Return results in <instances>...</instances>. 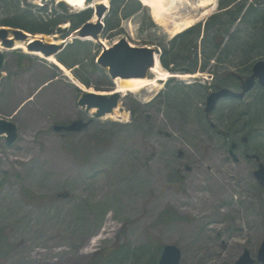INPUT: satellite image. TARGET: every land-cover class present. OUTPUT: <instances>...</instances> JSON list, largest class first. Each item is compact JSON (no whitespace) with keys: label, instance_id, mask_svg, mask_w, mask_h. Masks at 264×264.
<instances>
[{"label":"rangeland","instance_id":"obj_1","mask_svg":"<svg viewBox=\"0 0 264 264\" xmlns=\"http://www.w3.org/2000/svg\"><path fill=\"white\" fill-rule=\"evenodd\" d=\"M137 1L139 8L128 18L118 17L121 25L114 30L107 24L109 1L102 20L104 43L111 46L124 38L136 46L172 50L175 29L184 30L185 20L197 18L199 64L203 33H209L208 48L214 47L215 33L225 35L218 24L225 27L227 11L233 10L212 9L209 15L216 13L206 20L209 15L203 17L200 0H190V4L178 3L158 23L152 8ZM240 2L242 18L249 7L264 5V0ZM95 6L88 12L90 20ZM79 12L70 6L64 11L59 0H0V25L5 20L27 26L61 17L68 21ZM216 16L219 20L212 25ZM239 21L228 26L224 41L228 48L223 52V46L219 59L211 61L212 70L196 71L198 76L188 80L171 78L153 91L122 94V117L95 118L86 130L66 136L53 130L54 124L89 120L96 113L80 106L81 88L105 92L116 88L96 62L101 45L72 39V22L62 26L56 40L66 37L68 46L56 58H65L66 65L60 62L81 84L53 63L2 45L6 60L0 117L15 122L19 136L13 145L0 137V229L10 246L7 255L0 254V264H159L166 245L180 249V264H235L246 250L257 258L264 239V186L254 176V163L243 158L236 163L229 148L250 134L252 127L245 126L251 122L255 132L250 144L264 154V123L257 122L264 119V89H254L244 100L220 102L210 117L204 113L206 97L213 91L211 71L215 72L212 86L222 82L238 90L237 78L264 58L260 52L245 61L243 51L232 49L238 42L254 43L255 33L263 34L264 18L253 26ZM196 33L178 41L175 48L180 42L194 43ZM36 35L47 41L53 34ZM176 49L179 61L186 63L184 52ZM161 66L173 73L162 59ZM172 87L181 93H170ZM258 103L261 106L255 110ZM223 183L228 198L214 187ZM200 195L208 200L199 209ZM199 217L206 219L202 227L195 223ZM90 241L97 242L90 247Z\"/></svg>","mask_w":264,"mask_h":264},{"label":"water","instance_id":"obj_2","mask_svg":"<svg viewBox=\"0 0 264 264\" xmlns=\"http://www.w3.org/2000/svg\"><path fill=\"white\" fill-rule=\"evenodd\" d=\"M98 0H86L87 4L93 3ZM60 7L63 10H67V6L64 2L60 3ZM106 11L105 4H98L96 6V13L98 17L97 23L87 22L80 30L75 32L74 36L87 37L90 36L93 39L100 41V33L102 31V17ZM58 33H61L63 29L60 27ZM9 32L6 29L0 31V38L7 47H12L15 40L26 41L27 47L31 51H40L46 56L56 54L61 46L44 43L42 40L30 39V35L22 30H14V39L8 38ZM160 53V50L155 47H135L122 38L119 42L112 45L109 49L103 45V53L97 60V63L104 69L108 70L109 75L113 79H132V78H148L150 77V69L156 65V54ZM4 62V55L0 54V70ZM255 75L248 79L244 86V92L236 93L230 89L224 88L217 92L212 93L208 98L207 112H211L215 109L218 101L223 97H238L243 98L244 94L250 91L255 84V76H260L261 84L264 85V62H258L255 66ZM1 76V73H0ZM120 94L115 93L110 96L99 94L96 92L84 93L80 99V105L86 106L89 110L98 109L96 116L102 117L108 113H111L114 108L118 106ZM91 121L84 122L83 120H77L66 127H56V129H66L68 131L78 132L82 131L90 125ZM7 134V141L9 144L15 143L18 138L17 125L9 120L0 118V135ZM257 178L264 183V165L260 166V169L255 173ZM181 251L175 245H166L159 264H180ZM259 262L264 264V242L260 248L258 255ZM256 260L252 258L248 250L240 257L235 264H255Z\"/></svg>","mask_w":264,"mask_h":264},{"label":"trees","instance_id":"obj_3","mask_svg":"<svg viewBox=\"0 0 264 264\" xmlns=\"http://www.w3.org/2000/svg\"><path fill=\"white\" fill-rule=\"evenodd\" d=\"M134 1L137 3H135ZM134 1L133 0H112V8H111L110 13H111V17L112 16H115V17H112V18L110 17L107 19V24H108L110 30H114L121 25V20H120V22L117 21L118 17L120 18L123 15V18H128L133 13V11H135L139 8L138 1L137 0H134ZM237 1L238 0H221V6H225V7H222V9L227 8L229 6H232L233 10L227 11V15L229 16V20H228L225 27L218 24V28H221L222 32L225 35L219 34L218 32L215 33L216 34L215 35L216 41L213 43L214 47H211L210 49L208 48V45L210 46V44H207L208 38H206L209 33L208 32L205 33V37L202 41V45H203L204 49L202 50L203 66H202L201 70H203V72H205L206 69H208V70L211 69V68L209 69L208 66L211 63V61L214 60V58L219 59L218 58V56L220 54L219 52L223 46H224L223 52H225L228 48L227 44L224 45V41L226 40V36L229 35L230 28L235 24L236 21H238L241 18V15H242V6H240L241 2L240 1L237 2ZM241 1H243V0H241ZM219 16L214 17V22L212 23V25L216 24V22L219 20L216 18ZM88 18H89V13H83V14L77 15L75 17H72V21L75 24V26H77V25L84 23ZM263 18H264V5L262 6V5L257 4V5L249 7L246 14L243 16V18L241 20L244 22H245V20H247L248 26H253L255 23L259 22L258 20L263 19ZM58 19L53 20V21L49 20L47 22H45V21L31 22L30 23L31 25H29V26L21 25V23H19L17 20H16V22L5 20L3 22V24H1V25L9 26L12 28H20V29L26 30L32 34H36V33L53 34L55 32L57 26L59 24L66 22V20H67L66 17H61L59 20ZM110 19H111V21L114 20L113 24L110 23L111 22V21H109ZM228 26L230 28H228ZM248 26H247V28H250ZM210 27H211V24L207 25L206 31H209ZM195 32H197V33L193 39L196 42L200 37L201 29L197 28L195 26V27L188 29L186 32L178 35L174 40L171 41L172 50H169V49H167V47H164V52H163L161 59L167 67H169V65L172 63L175 65V68H174L175 71L191 72V73H194L197 71L198 65H199V54H198V50H197L198 41L196 43L194 42L191 44H188V43L184 44L183 42H180L178 48L177 49L175 48L176 43L178 41H180L181 39L186 40V38H188L189 36H191ZM251 32L253 33V30L249 31L248 34L252 35ZM255 36H257L258 38H256L257 40H255L254 43L250 42L249 44L248 43H245V44L242 43L241 44L240 42H238L237 46L232 47L233 51H239L240 53L243 51L245 53V56H246V58L244 59L245 61H249L250 59H252V56L256 55L257 53L264 52L262 50V48L264 47V42L262 41L263 36L258 34V33H255V35L253 36V39ZM239 44H241V45H239ZM239 46L242 47V49ZM174 49H176L180 52L181 51L184 52L183 60H185V62L187 64L179 61L178 55H177L178 52L177 51H176V53L173 52ZM260 56H262V54ZM62 61L66 62L65 58L62 59ZM243 64H244V62H243ZM170 89H171L170 93L174 92V91H172V90H174V87H172ZM177 93H181L180 89H178V91L174 92V94H177ZM184 94H186V93H184ZM183 100H185V99H183ZM258 102H260V101H258ZM184 106H186V105L184 104ZM260 106H261V104L258 103L257 105L253 106V108L255 110H259ZM255 115L254 116L258 118L260 116V113L258 114V116H257V114H255ZM262 115H264V114H262ZM262 117H264V116H262ZM257 122L258 123H260V122L264 123V119L261 121H257ZM250 123L251 122H247L245 127H247V128L252 127L251 131H249V132L254 133L255 132L254 126H252ZM253 124H255V122H253ZM254 135H257V134H254ZM1 233H2V230L0 229V254L1 255H7V253L9 252L10 246L6 242V240L2 237Z\"/></svg>","mask_w":264,"mask_h":264},{"label":"bare ground","instance_id":"obj_4","mask_svg":"<svg viewBox=\"0 0 264 264\" xmlns=\"http://www.w3.org/2000/svg\"><path fill=\"white\" fill-rule=\"evenodd\" d=\"M59 1L64 2L67 5H72V6L78 7V10H84L88 7H93V4L87 5L86 0H59ZM109 1L110 0H98V1H96V3H103L108 7L109 3H110ZM167 1L168 0H143L145 5L152 8L154 20L158 23H161V22L163 23L164 15L169 13V11L174 6H177L178 3H183V2L185 3L186 2V3L190 4V0H169L170 3L168 5H166L165 3H167ZM217 3H218V0H200L199 7L204 10L202 12L203 17L208 16L210 14L211 10L215 9ZM97 20H98L97 16H95L93 19V22H96ZM198 20L199 19H197V18H190V19L185 20L184 21L185 22V24H184L185 29L194 25ZM67 26L68 25H63L64 28H66ZM182 31L183 30H181V28L178 27L177 29H175L174 34L176 35ZM30 38L31 39H43L42 35H32ZM56 38H57V36H52V37H49L48 39L47 38H45V39H47V41H49L50 43H54L56 45H60L62 42H64L63 40L62 41L56 40ZM85 39L92 40L91 37H88ZM2 45H3V43H2V40L0 39V49L3 47ZM18 49H23V51L27 54L40 57L42 59L49 61L50 63L56 64L76 84H78V83L81 84L80 82H77L72 78V76H71L72 74H71L70 70H68L59 60H57L56 56H54V55L46 56L44 53H42L40 51H30L26 46V42H23V41H16L15 47L12 50H18ZM152 73L154 74V76L152 78L116 79L115 80L116 90L122 94H126L127 92L135 93V92H139L143 89H147V88H149L151 91H153V90L160 87L161 82L169 80L172 77H178L180 79L187 80V79H191L193 77L198 76V75H189V74H187V75H173L170 72L163 70L159 60H157L156 66L152 69ZM92 91H95V90H92ZM103 93H105V92H103ZM124 114L125 113L121 111V107L118 106L116 109L113 110L112 113L107 114L104 118L118 119L119 117H122ZM224 186H225V184L223 183V184H219V185L217 184L214 187L219 190L220 193L218 195H220L221 197L223 196L225 198H228L229 196H227L226 193L224 192ZM206 200H208V198L206 196L200 195L198 197V201H200L202 203L200 206L199 202H197L199 204V206H198L199 209L201 207L207 205ZM192 208H195L194 204H193ZM195 223L199 224L202 227L205 225L206 219H204V217H201V218L199 217L196 219ZM97 241H90L88 243V246L93 247Z\"/></svg>","mask_w":264,"mask_h":264},{"label":"flooded vegetation","instance_id":"obj_5","mask_svg":"<svg viewBox=\"0 0 264 264\" xmlns=\"http://www.w3.org/2000/svg\"><path fill=\"white\" fill-rule=\"evenodd\" d=\"M252 73H253V67L248 68L247 74L243 78H241V80L239 81L241 83L238 89L239 91L241 90L244 80L247 77H249ZM257 88L264 89V86L259 85V79L254 89H257ZM243 130L245 131V128H243ZM252 134L253 133L242 135L241 138L239 139L240 141L238 140L239 142L233 141V143H231V146L229 148V154L231 153L233 156L237 157V160L234 159L233 157L236 163H239L242 158L245 159L246 161L253 162L255 165V170H256L259 168L261 163L264 164L263 162L264 154L262 151L259 152L255 150V148L250 144V138H251V141H253ZM64 135H66V133ZM227 137H229V135ZM255 143H256V147L258 148L259 143L256 141ZM262 186H264V184H262Z\"/></svg>","mask_w":264,"mask_h":264}]
</instances>
